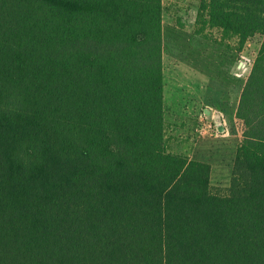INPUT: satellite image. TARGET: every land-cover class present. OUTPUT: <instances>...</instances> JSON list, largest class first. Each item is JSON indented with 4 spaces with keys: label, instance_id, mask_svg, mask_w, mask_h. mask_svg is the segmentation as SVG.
I'll use <instances>...</instances> for the list:
<instances>
[{
    "label": "trees",
    "instance_id": "1",
    "mask_svg": "<svg viewBox=\"0 0 264 264\" xmlns=\"http://www.w3.org/2000/svg\"><path fill=\"white\" fill-rule=\"evenodd\" d=\"M163 0H0V264H264V0L196 24L263 36L226 191L166 144Z\"/></svg>",
    "mask_w": 264,
    "mask_h": 264
},
{
    "label": "rangeland",
    "instance_id": "2",
    "mask_svg": "<svg viewBox=\"0 0 264 264\" xmlns=\"http://www.w3.org/2000/svg\"><path fill=\"white\" fill-rule=\"evenodd\" d=\"M202 1L163 0L166 144L211 164L213 190L224 192L243 139L237 110L263 36L241 47L219 29L201 30L195 21Z\"/></svg>",
    "mask_w": 264,
    "mask_h": 264
},
{
    "label": "water",
    "instance_id": "3",
    "mask_svg": "<svg viewBox=\"0 0 264 264\" xmlns=\"http://www.w3.org/2000/svg\"><path fill=\"white\" fill-rule=\"evenodd\" d=\"M223 129H222V127H219V131H222Z\"/></svg>",
    "mask_w": 264,
    "mask_h": 264
},
{
    "label": "crops",
    "instance_id": "4",
    "mask_svg": "<svg viewBox=\"0 0 264 264\" xmlns=\"http://www.w3.org/2000/svg\"><path fill=\"white\" fill-rule=\"evenodd\" d=\"M196 22V21H195ZM195 157V156H194Z\"/></svg>",
    "mask_w": 264,
    "mask_h": 264
}]
</instances>
